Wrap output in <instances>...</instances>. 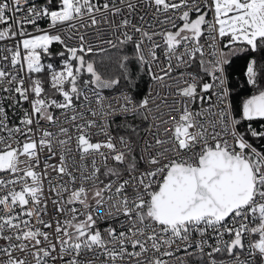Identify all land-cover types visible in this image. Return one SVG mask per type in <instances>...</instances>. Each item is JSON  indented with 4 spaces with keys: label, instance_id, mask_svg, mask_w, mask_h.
I'll return each mask as SVG.
<instances>
[{
    "label": "snow or ice",
    "instance_id": "snow-or-ice-1",
    "mask_svg": "<svg viewBox=\"0 0 264 264\" xmlns=\"http://www.w3.org/2000/svg\"><path fill=\"white\" fill-rule=\"evenodd\" d=\"M0 264H264V0H0Z\"/></svg>",
    "mask_w": 264,
    "mask_h": 264
},
{
    "label": "trees",
    "instance_id": "trees-1",
    "mask_svg": "<svg viewBox=\"0 0 264 264\" xmlns=\"http://www.w3.org/2000/svg\"><path fill=\"white\" fill-rule=\"evenodd\" d=\"M225 51H227L225 49ZM230 65L225 66L227 71L228 87L231 93V100L236 108L242 105L244 99L252 94L251 90L246 85V78L244 72L246 70V59L243 55L230 57ZM239 118V117H237ZM253 127L259 129L261 122H252ZM247 122L241 126V131L246 127Z\"/></svg>",
    "mask_w": 264,
    "mask_h": 264
},
{
    "label": "built area",
    "instance_id": "built-area-1",
    "mask_svg": "<svg viewBox=\"0 0 264 264\" xmlns=\"http://www.w3.org/2000/svg\"><path fill=\"white\" fill-rule=\"evenodd\" d=\"M42 25H43V22H42ZM208 58H210V57H208Z\"/></svg>",
    "mask_w": 264,
    "mask_h": 264
}]
</instances>
